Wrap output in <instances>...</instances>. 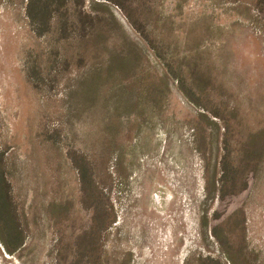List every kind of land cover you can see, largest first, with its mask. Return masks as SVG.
<instances>
[{"label":"rangeland","instance_id":"obj_1","mask_svg":"<svg viewBox=\"0 0 264 264\" xmlns=\"http://www.w3.org/2000/svg\"><path fill=\"white\" fill-rule=\"evenodd\" d=\"M0 264H264V0H0Z\"/></svg>","mask_w":264,"mask_h":264},{"label":"trees","instance_id":"obj_2","mask_svg":"<svg viewBox=\"0 0 264 264\" xmlns=\"http://www.w3.org/2000/svg\"><path fill=\"white\" fill-rule=\"evenodd\" d=\"M0 163H1V159H0ZM3 176L0 173V220L2 219V215H4L3 213L5 212V205L7 204V200H6V185L5 182L3 181ZM4 220V219H2Z\"/></svg>","mask_w":264,"mask_h":264}]
</instances>
